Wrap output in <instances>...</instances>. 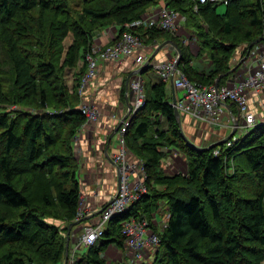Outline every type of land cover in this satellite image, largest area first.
<instances>
[{
  "label": "trees",
  "instance_id": "1",
  "mask_svg": "<svg viewBox=\"0 0 264 264\" xmlns=\"http://www.w3.org/2000/svg\"><path fill=\"white\" fill-rule=\"evenodd\" d=\"M222 3L0 0V264H63L66 244L71 255L67 231L77 220L80 200L72 144L88 124L77 108L78 88L93 37L110 25L119 36L124 23L164 4L184 16L183 27L194 34L197 54L191 55L177 36L155 27L137 30L143 43L171 42L181 51L178 68L191 82L210 85L222 75L220 87L239 67L238 62L230 65L239 44L249 48L264 40V0H227L218 13ZM202 55L210 62L208 72L191 63ZM3 59L10 71L2 66ZM69 70L75 75L72 88L65 79ZM144 82V106L130 120L125 145L144 163L147 193L111 218L100 239L78 259L75 252L72 264H105L101 254L109 245L123 247L121 223L131 217L146 218L159 237L150 264H260L264 124L231 147L217 142L209 149L195 148L180 133L167 101L168 83ZM13 106L40 111L18 113ZM160 115L166 124L160 125ZM169 149L182 154L185 174H166L160 168ZM162 211L167 217L161 229L152 220L154 215L160 219Z\"/></svg>",
  "mask_w": 264,
  "mask_h": 264
},
{
  "label": "built area",
  "instance_id": "2",
  "mask_svg": "<svg viewBox=\"0 0 264 264\" xmlns=\"http://www.w3.org/2000/svg\"><path fill=\"white\" fill-rule=\"evenodd\" d=\"M207 0H199L204 3ZM212 2L227 3V0H209ZM185 18L182 14L170 9L162 4L156 9L153 8L143 13L139 18L132 22L124 23V31L108 44L101 46L95 42V37L90 45V51L85 56L86 70L81 77L78 93L80 102L79 111L85 116L86 121H96L99 117V109L91 103L83 101L82 89L85 84L95 79L98 75L100 65L106 62L119 61L123 57L131 55L143 45L142 38L137 31L138 29L147 30L150 28H159L177 36ZM182 43L185 39L181 38ZM260 40L252 47L244 48L245 54L241 56L240 64L247 58L251 60L249 69L240 79H235L225 85L215 88L214 84H201L191 82L184 73L175 64L178 60V53L168 60L152 66L153 70L159 75L160 79L181 92V97L176 102L177 110L180 114L187 115L196 121H205L208 125H216L220 122V115L225 109L224 104L231 102L235 105L238 113V123L235 127L236 132L225 139V147H231L238 142L241 137L247 135L257 125L264 124V106L262 103L250 107L249 96L255 94L257 101L260 93L264 88V48H257ZM152 54H138L135 57L136 68L128 79V96L131 100L130 111L127 116L120 120V125L114 134V150L109 154L110 163L113 165L117 175L115 193L106 201L94 214V216L83 226L82 232L78 236L77 244L67 259V264H72L75 260V251L81 247L88 248L103 235L107 228L106 224L111 218L126 211L130 205L137 201L141 195L147 193L145 184L146 174L144 163L141 159L131 155L125 145V134L130 125V120L144 106L145 92L141 72L150 63ZM239 64V65H240ZM259 110V111H257ZM53 114L54 111H48ZM262 113L259 116L257 113ZM219 143V142H218ZM219 148L213 150V155H219ZM83 195L80 193L79 203L83 204ZM154 215V214H153ZM86 212L81 208L78 209L76 218H85ZM154 218L152 222L160 225L162 229L165 226V218ZM121 235L123 237L122 249L131 256L133 261L139 264H146V258L153 256L157 251L159 244L158 235L151 229L146 218L131 217L121 223ZM149 264V263H147Z\"/></svg>",
  "mask_w": 264,
  "mask_h": 264
},
{
  "label": "crops",
  "instance_id": "3",
  "mask_svg": "<svg viewBox=\"0 0 264 264\" xmlns=\"http://www.w3.org/2000/svg\"><path fill=\"white\" fill-rule=\"evenodd\" d=\"M157 7H155V9ZM116 34V27L110 25L97 34L95 42L101 46L108 45L114 39ZM189 34L196 41L194 34L190 32ZM178 38L181 39V37ZM159 46L161 47L152 57L148 65V70L145 72L144 76L142 74L143 78L146 76V81L148 80L151 84H154L160 80V77L153 70L152 66L173 58L177 54L174 45L169 41L166 42L163 40V43L158 41L143 45L140 49L127 57L121 58L119 61L102 63L97 77L89 80L82 89L83 101L94 104L99 109L100 117L97 121H89L85 128H80L78 131L80 137H84L87 134V137L89 138L88 143L85 142V145H78L82 161L79 163L77 170V179L80 184V193L84 198L83 209L86 212V216L85 218H82L84 220L81 223L72 227L69 235V250L71 253L72 250L75 249L74 247L77 244L78 236L82 232L84 224L91 220L94 214L99 211L100 207L108 201L116 190V171L105 156L106 141L105 144L101 142L105 137L107 140L108 136L113 132L114 126H116L126 115L128 107L131 106V100L128 96V86L126 87V79L135 71V57L138 54L150 56V54H153L155 51L156 47ZM261 46L264 48V43H259L257 48L260 49ZM244 48L245 46L242 45L234 50L235 53L233 54V57H236L237 62H239ZM197 52L198 49L196 53L190 50L191 55L194 56ZM250 62L251 60L249 58L245 59L235 72L226 79L225 84L243 77L249 69ZM191 63L198 70L204 72H208L210 69V62L205 55L194 59ZM230 65L233 67L234 63L232 62ZM67 73H70L72 80L75 79L74 72L69 70ZM180 97L181 92L175 90L172 85L167 84V101L171 104L173 98L177 102ZM259 103H262L264 106V88L260 93L258 101L255 94L251 93L249 96V104L251 108L254 104L257 107V104ZM224 106L225 109L220 115V122L216 125H208L205 121H196L187 115L180 114L181 129L187 138L199 146L211 145L212 143L224 140L233 129V118L238 112L235 106L234 108L230 107L228 103H225ZM257 114L262 116V113L258 112ZM158 118L163 125L166 124L165 117L160 115ZM114 142L115 139L113 136L107 148L108 155L114 150ZM168 156L173 162L175 161V158H179L185 163L182 154L177 151L169 149ZM178 172L185 174L186 168L184 169V172L183 170ZM162 213H164V211H162ZM160 218L163 220L164 214L163 217L161 216ZM158 220L160 221V219ZM75 252L76 258L78 259L80 255L86 252V250L81 251L76 249ZM153 256H148L145 263L150 264L153 260ZM101 257L105 261V264H139L138 262L133 261L126 251L122 248H117L114 245H109L101 254Z\"/></svg>",
  "mask_w": 264,
  "mask_h": 264
},
{
  "label": "rangeland",
  "instance_id": "4",
  "mask_svg": "<svg viewBox=\"0 0 264 264\" xmlns=\"http://www.w3.org/2000/svg\"><path fill=\"white\" fill-rule=\"evenodd\" d=\"M160 6V5H159ZM224 8H225V6H224V3H222V4H219L218 6H217V12L218 13H222L223 11H224ZM183 25H184V23L183 24H181V28L178 30V32H177V35H178V37H181V38H183V39H185L186 41H185V43H184V45H187L188 46V48L190 49V50H192V52H194V53H196V51H197V49H198V45H197V43H196V41H195V39L193 38V37H191L190 36V34H189V32L187 31V29H185V27H183ZM68 41L69 40H64V43H65V45L68 43ZM239 46H242L241 44H239ZM244 46V45H243ZM238 48V47H237ZM236 48V49H237ZM235 53V51L233 52V54ZM233 54H232V56H231V59H230V64L233 62L234 64L237 62L236 61V57L234 58L233 57ZM205 62H206V60H205ZM2 66L4 67V69H5V71H10V67L7 65V62L3 59L2 60ZM201 64V63H200ZM202 65V64H201ZM203 65H205V64H203ZM148 67V66H147ZM149 68V67H148ZM207 68V67H206ZM72 72H74L73 70H71ZM133 74V73H132ZM131 74V75H132ZM144 74L145 73H143V76H144ZM147 74V73H146ZM130 75V76H131ZM72 76H73V74H72ZM141 77H142V75H141ZM66 83H67V85L70 87V88H72V84L73 83H71V81H72V79H71V75H70V73H67V76H66ZM142 79H143V87L144 86H146V84H145V82L144 81H146V76L143 78L142 77ZM13 108H16V109H19L20 111L18 112V113H21V112H23V111H26L27 113H29V114H38L39 113V109H35V108H32V109H25V108H23V107H19V106H13ZM77 108H78V106H77ZM3 109V107L2 106H0V112L1 111H4V110H2ZM7 109H11L10 107L9 108H7ZM58 112H60V111H58ZM43 113V112H42ZM99 119V118H98ZM97 119V120H98ZM156 119H159V118H156ZM96 120V121H97ZM89 122V121H88ZM160 122V125H161V120L159 121ZM234 127V126H233ZM114 128H115V126H114ZM79 131V130H78ZM238 134V132H236V134L235 135H237ZM78 132L76 133V135H75V137H73V150H74V158H75V160H76V162H77V166L79 165V163H81V159H82V156H81V154H80V148L78 147V145H85V142L86 143H88V137H87V134L84 136V137H80V135H78ZM105 141H106V137L102 140V142L101 143H104L105 144ZM75 146H76V149H75ZM127 148V147H126ZM169 156H167L164 160H162L161 161V166H160V168L163 170L164 169V172L166 173V174H173V173H176V172H178V171H182L183 170V172H184V169L186 168V163H184L183 162V160L182 159H179V158H175V161L173 162V160H171L170 158H168ZM186 173V172H185ZM83 209V204L82 203H79V206H78V209ZM84 210V209H83ZM164 214V213H163ZM163 214L161 213V216L163 217ZM160 216V217H161ZM78 250H81V251H84V250H86V248L85 247H81V248H79ZM260 264H264V260L262 261V262H260Z\"/></svg>",
  "mask_w": 264,
  "mask_h": 264
},
{
  "label": "water",
  "instance_id": "5",
  "mask_svg": "<svg viewBox=\"0 0 264 264\" xmlns=\"http://www.w3.org/2000/svg\"><path fill=\"white\" fill-rule=\"evenodd\" d=\"M260 40H262V39H258V40H256V41H254L253 43H251V44L249 45V47H252V45H253L254 43H256V42H258V41H260ZM166 42H167V41H166ZM160 47H161V46L156 47V49H155V51L153 52L152 56H154V55L157 53V51H158V49H159ZM174 47H175V46H174ZM175 49H176V51H177V53H178V60H179V58H180V56H181V51H180V49H178V48H176V47H175ZM178 60H177V63L175 64V67H177ZM240 62H241V61H239L236 65H239ZM134 72H138V70H137V71H134ZM134 72H133V73H134ZM221 77H222V75H219V76L217 77V79L215 80L214 86H215L216 89H217V87H218V80H219V78H221ZM128 79H129V78L127 77V79H126V87L128 86ZM175 104H176V101H175V99L173 98L172 101H171V105H172L173 110H174V115H175V117H176V119H177V121H178V123H179V127H180V130H181L180 133H181V135L183 136V138H184V139H185V140H186L191 146H193V147H195V148H198V149H202V148L209 149V148L211 147V145H208V146H206V147H201V146H199V145L194 144L193 142H191V140H189V139L187 138V136L184 134V132H183L182 129H181V124H180V121H181V119H180V113L178 112L177 107H176ZM129 111H130V106L128 107V112H129ZM128 112H127L126 115L123 117V119L127 116ZM238 118H239V113L237 112V114H236L235 117L233 118V124H234V127H233V129L231 130V132L229 133V135L226 136L225 139L229 138L230 136H232V135L235 133V127H236V125H237V123H238ZM119 125H120V122L115 126L113 132L108 136V138H107V140H106V144H105V146H106V147H105V156H106V158H107L109 161H110V158H109V155L107 154V148H108L109 143H110L111 139L113 138L115 132L117 131ZM225 139H224V140H225ZM224 140H222V141H220V142H223ZM83 220H84V219H77L74 223H70V224L68 225L67 235L69 236L70 229H71L72 226L81 223ZM67 243H68V241H67ZM67 259H68V250H67V244H66V250H65V255H64L63 264H67Z\"/></svg>",
  "mask_w": 264,
  "mask_h": 264
},
{
  "label": "bare ground",
  "instance_id": "6",
  "mask_svg": "<svg viewBox=\"0 0 264 264\" xmlns=\"http://www.w3.org/2000/svg\"><path fill=\"white\" fill-rule=\"evenodd\" d=\"M219 3V2H218ZM235 132H237V130L235 129Z\"/></svg>",
  "mask_w": 264,
  "mask_h": 264
}]
</instances>
